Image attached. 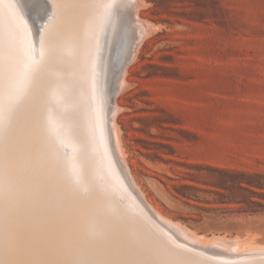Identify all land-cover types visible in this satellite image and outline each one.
Wrapping results in <instances>:
<instances>
[{
  "label": "rangeland",
  "instance_id": "1",
  "mask_svg": "<svg viewBox=\"0 0 264 264\" xmlns=\"http://www.w3.org/2000/svg\"><path fill=\"white\" fill-rule=\"evenodd\" d=\"M98 3L96 11L101 8ZM137 3L136 10L129 8L131 12L127 10L129 6L120 3L115 6L111 3L110 8L99 10L101 21L96 37L99 47L90 48L98 57L94 63H87L89 67L94 65L88 71L92 70L95 77L103 61L108 34L119 20L138 16L143 22L154 23L155 28L150 30L152 25L145 22L149 31L140 40L116 97L119 109L115 121L124 161L132 178L145 198L163 216L176 224L179 222L177 225L184 230L207 237L212 233L225 234L230 240L254 234V240L264 245V0H139ZM66 45L61 46V59L71 51L69 44ZM64 49H70L69 53ZM61 59L62 63L64 59ZM49 62L44 64L47 71L41 72L46 76L40 74L35 81L39 85L34 83L35 86L31 77L36 63L27 61L15 65L6 78L5 92L0 93L4 97L0 106V194L1 187L5 190L0 208V234L9 246H0V255L6 257L0 256V264L8 261L14 248H17L15 257L12 259L11 255L6 264H28L27 261L34 264V259L40 257L38 249L43 246V238L54 247L62 245V241L64 245L77 248L80 264H124L91 227L93 214L109 201L102 200L99 188L96 185L93 188L91 178L82 175L76 150L78 143L71 138V123L81 109L77 106L89 107L90 111L83 109L84 113L88 112L84 114L87 119L82 120V127L91 129L93 122L89 119L95 117L100 128L102 117L106 119V97L98 101L88 92L77 96L72 89L76 82L68 81L67 85L59 75L66 71V64ZM29 66L33 71L31 77H26L25 69ZM55 68L65 69L61 73ZM48 70L54 74L49 75ZM90 83L86 84L88 89H91ZM42 84L48 91L40 86ZM36 87L46 92L43 94L40 90V95ZM99 102L101 113L97 112ZM37 107L42 112L33 111ZM73 107L77 110H72ZM70 110L75 112L68 118L69 122L62 120V113ZM35 122L39 127L33 125ZM36 129H40L39 134ZM96 142L100 147L99 158L106 167L104 139L98 136ZM55 149L68 159L65 167L53 162L51 153ZM104 173H97L99 176L95 173L94 184L105 181ZM240 180L243 187L238 185ZM88 196H92L91 200L82 201ZM27 198L49 215L48 223L56 219L53 223L59 227L54 229L53 223L47 225L46 220L43 224L46 229L40 227L46 235L38 231L30 217L38 209L33 207L28 211ZM116 199L122 204L126 201L121 196ZM143 213L140 215L150 224L141 222L139 215L138 220H132V225L140 226L144 241H149L160 255L170 258L172 264H264V248L251 247L249 252L245 249L229 254L193 244L170 231L156 216L151 218ZM27 224L34 233L27 229ZM57 228L58 234L55 233ZM52 229L54 233L50 232ZM50 233L61 236L59 241ZM38 237H42L40 247ZM19 239L23 240L19 242ZM140 262L151 264L145 256H141Z\"/></svg>",
  "mask_w": 264,
  "mask_h": 264
},
{
  "label": "bare ground",
  "instance_id": "2",
  "mask_svg": "<svg viewBox=\"0 0 264 264\" xmlns=\"http://www.w3.org/2000/svg\"><path fill=\"white\" fill-rule=\"evenodd\" d=\"M96 1H97V3L98 2L101 3V8H97L98 11L100 9H102V11H103L104 9H106L105 6L111 7V3H114V6H115V3H120L122 5L129 6L127 10H129V8L130 9L133 8L136 10V8L138 7L137 2L139 0L138 1L137 0H67V2L70 5H76V6H69V7H66V8L59 10L56 14V18L52 21H49L46 25H44L43 30H41V26L44 24V17L42 15V13L39 12V8L42 5L43 0H40L39 4L36 3L35 0H0V70H2V79H0V93L5 92V91L3 92V90L5 88V81H6V78L8 77V75L10 74V70L13 69L14 66L17 64L20 65V64L26 63L27 61H32L31 52H32L33 46L36 47L37 52H39L41 46H43L45 49V54H44L43 58L41 59V61L39 63H36V66H33L34 75L32 77H34V79L32 78L31 82H33V85H34V83H36L35 82L36 79L39 80L40 74L42 75V73H43L42 71H44L45 68L48 69L47 67L44 68V64L47 61H50V62L52 61L53 64L56 62H59V60L61 59L60 57L62 56L60 54V53H62V51H61L62 47L61 46H63V44L66 42L67 45L69 44L71 51H70V49H67V50L64 49V51H66V53L68 50L70 51V53L68 52L69 55L65 56L66 55L65 54L64 55L65 58L61 59V60L64 59L63 62L66 64V69L64 68L66 70L65 71L66 73L63 72V74L65 73L64 76H63V74L58 73L61 76V78L63 77V79H62L63 82H65L66 84L68 83V81L69 82L70 81L76 82V84H74L72 89L74 90L75 93H77V96L80 94H85L88 92V93H90V97H92L91 95H95V97H97V100L99 99L98 101H100L102 99V97H106V100H107L106 109L107 110L105 111L106 113L104 112V114H106V119H103V117H102V119H101L102 123L100 125L101 126L100 128L98 126L99 122L96 123L95 117H93L92 119H89V120H92V122H93L91 129L88 128V126H87V129H89V130L82 127V120L84 122V120L86 121V119H87L84 114H86L89 111L88 110L89 107L87 109L83 108L85 106H83V107L80 105L77 106V107L81 108L80 112H79L80 114H78L77 117L75 116L76 118L74 119L73 122L71 121L72 123L70 122L73 125L71 127L73 130V134H71V136H72L71 138H72V140H74L78 143V144H76V145H78L76 150L78 152V156H79L78 158L81 160L80 165H81L82 175L84 177L89 176L91 178L90 183H92L93 188H95L94 187L95 185L99 188V193L101 195V199L109 201L108 205L105 204L106 206L103 205L104 204V202H103V204H102L103 206H100L92 216L93 220L90 224H91V227L93 228L95 234H98L99 237L103 238L104 241H106V239L112 234L113 231H119V233L122 237L134 239L138 242H143L144 240H146V238L144 236L142 237V235L140 233V228H139L140 226L132 225V220L133 219L138 220L141 217V222H144V224L149 225L150 224L149 220L146 219L144 216L140 215V213L144 212L143 214L148 215L151 218L157 217L163 224H165L170 229V231H173L174 233L175 232L178 233L179 235L183 236V238L185 237L186 239H188V241L190 240V243L193 242V244L213 247V248H215V250L219 249L223 252H229V254L230 253L235 254V253L241 252L245 249L248 251V249H250L251 247H257V249H258V247L264 248V245L257 243L258 241L256 242L254 240L255 239L254 234H250V235L248 234L243 239L239 238V240H238V237L237 238L235 237L234 239L230 240L229 236H228V238L224 236L225 234L224 235L223 234L222 235H218V234L214 235L215 233L214 234L212 233L211 236L207 237V236H204L202 234L197 235V234H195L197 232L194 233L191 230H184L182 228L183 227L182 224H180L182 226V227H180L179 225H177L179 222L176 224V223H174L175 221L173 222L172 220H170L171 218L170 219L166 218V215L163 216L145 198L144 194L142 193V190H140V188L138 187V185L136 184V182L132 178V176L129 172V168L125 164V161H124V155L125 154H123V151H122L123 148L121 147V140H120V136H119L120 132H118L119 131L118 127H117L118 125L116 124V121H115V115H116V112H118L119 105H118L116 98L114 100V103H111V101L109 100V98L107 96V91L109 89L110 83H112L113 79H115L114 77L117 76L116 80H117V95H118L120 89L122 88V86L124 84V81H125L124 77H125V74H126L127 68H128V65H127L122 70L120 75H117V74L115 75L114 64L112 62L111 52H110L113 40L115 41L119 38V36H121V28L124 27L127 30L128 34H127L126 39L124 41L123 51H124V53L131 55V58H130V61H131L132 58L134 57L136 51H137L140 40L149 31V28L147 27L148 25L146 26V23H145V22L148 23L149 20L148 21L145 20V22H143V21L139 20L141 18H139L138 16L135 15L136 16L135 18L125 19V20L121 19L116 23L114 29L108 34L107 45L103 46V48H104L103 61L99 66L98 74H96L94 77L92 74L93 73L92 70H91V72H90V70L88 71V68H93L94 65H92V67H89V65L87 63H89V62L94 63V61L97 60V57H98L96 55V53H97L96 51L90 52V48H98L99 47V43L97 42L96 37L99 33V30H98L99 27L98 26L100 25L99 21H101V20H100V16H98L100 11L99 12L96 11V8H95V5L97 4ZM49 2H51V0H49ZM85 4L89 5V7H87V8L80 7V5H85ZM114 6H112V7H114ZM110 7H108V8H110ZM122 7H124L125 9L127 8L125 6H122ZM128 12H131V11L129 10ZM150 23H152V22H149L148 24H150ZM153 24H150V25H152L150 27L151 28L150 30H153L152 28H155L153 26ZM100 47H102V45H100ZM65 48H67V47H65ZM130 61H129V63H130ZM50 62H49V64H50ZM60 63H61V61L59 62V65H60ZM62 63H61V65H64V63L63 64ZM53 64H51V65L53 66ZM56 65H58V64H56ZM50 67H49V69H50ZM58 67L59 66H57V68ZM52 68H54V67H52ZM60 68L58 70H61ZM55 69H54V71L57 70V69L56 70ZM64 69H62L60 72L62 73V71ZM51 70L53 71V69H51ZM45 71H47V70H45ZM45 71H44V73H45ZM48 71L49 72H46V73H48V74L52 73V75L54 74L53 72H50V70H48ZM42 76H44V75H42ZM55 76H56L55 77V79H56L57 75H55ZM51 77L53 78V76H51ZM52 78H50V79H52ZM58 80L59 79L57 78V81ZM51 81L52 80H50L49 82L51 83ZM89 82H92V84L90 83L91 89H88L89 87H87L88 85H86V84H89ZM46 84L47 83H45V86H46ZM37 85H39V84H37ZM51 85H52V83H51ZM60 85H62V84H60ZM85 85H86V87H85ZM30 86H31V84H30ZM40 86L43 89L46 88V87L45 88L43 87V84ZM65 87H66V85H65ZM42 88L38 89L39 90L38 91V90H36L37 89V87H36L35 91H37V93L40 92V95H41L40 90H43ZM46 89H48V88H46ZM31 90H34V88ZM46 91H48V90H46ZM46 91L43 90L42 93L44 94V92H46ZM89 91H91V92H89ZM30 92H29V94H30ZM55 92L58 93V91H55ZM63 92L65 93L64 90H63ZM91 93H93V94H91ZM31 95H30V97H31ZM35 95L36 94H34V96ZM40 95H37L36 97L38 99H40L39 98ZM63 95L65 96V94H62V96ZM117 95H116V97H117ZM43 96H46V94ZM88 96H89V94H88ZM82 97H83V95H82ZM33 98H35V97H33ZM41 98L44 99V97H42V96H41ZM92 98H91V100H92ZM36 99H35V101H36ZM63 99H64V97H63ZM31 100H33V99H31ZM74 101L76 104V100H74ZM33 102H34V100L32 101V103ZM40 102H43V101L41 100ZM34 104H33V106H34ZM42 104L40 105V108H41ZM87 104L90 105L89 102ZM92 104L93 103H91V107H92ZM111 104L113 106H111V108H108V107H110ZM70 105H72V104H70ZM76 105H78V101H77ZM88 105H86V107ZM38 107H39V105H38ZM40 108H38L37 110H33V111H37L39 113L40 111H38V110H41ZM73 108L74 109H72V108L71 109L75 110V107H73ZM83 109L88 110V111L86 113H84L85 110H83ZM27 110H28V108H27ZM75 111H73V112H75ZM101 111H102V105L99 102L97 112L101 113ZM41 112H42V110H41ZM71 112H72L71 110H70V112H68V111L63 112L61 119L69 122L70 115L74 114L73 112L72 113ZM36 114L37 113L34 112V116L36 117L35 119H38L37 118L38 116H36ZM41 115H42V113H41ZM87 117H90L89 114ZM39 118H41V117H39ZM42 118H43V116H42ZM35 119H34V121H36ZM71 119H73V118H71ZM97 119H98L97 121H99L98 116H97ZM36 123H37V125H36ZM33 125L38 126V122H35V124H33ZM22 126H23V124H22ZM83 126H84V124H83ZM85 126H86V124H85ZM38 127H35V128H38ZM28 128H29V126H28ZM39 130L40 129H38L37 130L38 132L36 131V133L39 134ZM58 130H59V128H58ZM40 136H41V134H40ZM98 136H101L104 139V147H105V152H106L105 153V157H106L105 162H107L106 167H104L103 163L101 162V160L99 158L100 147H99V144H97V142H96ZM29 137H31V136H29ZM49 139H51L50 136H49ZM38 143H39V141H38ZM38 143H37V145H38ZM40 144H41V142H40ZM49 147H51V145ZM50 150L52 151V149H50ZM45 153H47V152H45ZM51 157H52L53 162L60 167H65L66 163L68 162L67 161L68 159L63 158L61 156L60 151L58 149L53 150V152L51 153ZM8 165H9V163H8ZM122 166L125 170V173L122 169ZM101 171H102V173L103 172L106 173L105 181L103 183L99 182L101 184H99V183L96 184V182L94 184L95 178L93 179V176L95 175V173L97 174V173H100ZM122 175L124 177L126 176L128 183L130 182V184L132 185V188L135 189L138 192V195L145 200V203H142L141 199L134 194V192L132 191V189L130 187H128V184H126V181ZM97 176H99V175L97 174ZM1 189H3V190H2V194H0V208L3 205V201H4L3 192L5 191L4 188L1 187ZM0 192H1V190H0ZM117 196L123 197L126 200L125 203L122 204V203L118 202V200L116 199ZM91 198H92V196L83 197L82 201L88 202V200H91ZM27 199H25V202H26V205L28 206V208H30V210H28V211H31V209L33 207L35 210L38 209L37 211L34 212V214L31 213L30 217H32V219H34V220H32L33 222L31 221V223L35 225V228L38 227L37 229L39 231L40 227L41 226L43 227L45 225V222L48 219L47 217L49 215L45 214V211L42 208H39L34 203H32V201H30L29 199L27 200ZM132 201H133V203H132ZM13 202H16V200H13ZM23 216L25 218H27V217L29 218L28 214H24ZM50 216H51V214H50ZM136 216H139V218ZM89 217L91 218V216H89ZM52 218H53V216H52ZM36 220H38V221H36ZM54 220L56 221V219H52V221H50V223L55 222ZM46 223H47V225L50 224V223H48V220ZM55 223L52 224L53 225L52 227L53 228L59 227L57 225L55 226L54 225ZM4 225H5V223L3 224V226ZM28 228L30 229L32 227L29 226V227H27V229ZM43 228H45V227H43ZM43 228H41V229L44 230ZM184 228H186V227H184ZM25 229H24V232H25ZM42 230H41V232H43ZM57 230H58V228L55 230L56 231L55 232L52 229L50 232L53 231V233L55 232L58 234ZM31 231H33V229L32 230L30 229V232ZM34 231H33V233H34ZM90 231H92V230H90ZM13 232H14V235L17 234V233H15L16 232L15 230ZM19 232H21V231H19ZM27 232H29V231H27ZM40 235H42V234H40ZM43 235H46V233L43 232ZM51 235L57 236L58 237V238H56V239H58L57 241H59V238L61 237V236H58L56 234L50 233V236ZM59 235H60V233H59ZM16 236H17V238H16ZM16 236H13V237L18 239L20 234H19V236L18 235H16ZM27 236H29V234ZM33 236H31L32 239H33ZM35 236L34 237L37 238L38 235L35 234ZM26 238H28V237H26ZM38 238L40 239L42 237H38ZM231 238H233V237H231ZM11 239L13 240L12 237H11ZM20 239H19V242H21L24 239V237L22 240H20ZM39 239L37 240L38 241L37 245H39V247H40L41 239L40 240ZM43 239H44V241H43ZM43 239H42L43 246H41V248L38 249L40 257H37L34 255L35 258L37 257L36 259H34V261H35L34 264H80L78 260H80L81 257L78 256L79 254H78L77 248H74V247L68 246V245H64L62 243V241H61V243L57 242V243H60L62 245H60L58 247L57 246L54 247L51 244V242L49 243V240H47L45 238H43ZM29 240H30V238H29ZM77 240H78V238H77ZM14 241H15V239H14ZM30 241H32V240H30ZM33 241H34V243H32V244H35V240H33ZM17 242H18V240H17ZM19 242H18V244H19ZM146 242L148 244V248L151 251V255L145 256V258L147 259L148 262H150L151 264H172V261L170 258H167V257L160 255L154 247L150 246L149 241H146ZM9 243H11V242H9ZM12 243H14V242H12ZM54 243H55V241H54ZM1 245H4V248L6 247V245L8 246V241L5 240V238L2 234H0V246ZM27 245L30 246L31 244H27ZM31 246H33V245H31ZM11 247L9 248V250L11 249ZM37 248H38V246H37ZM110 248L114 251L116 256H118L121 260H123L124 264H141V262H140L141 256L130 254L129 252H127L126 250H123V249H118V248H113V247H110ZM14 249H15L14 251L12 250L14 252L13 255L15 254L17 248H14ZM33 250L34 249H32V251ZM17 251H19V250H17ZM24 251H26V250H24ZM2 252H4V250ZM209 252H212V251H209ZM10 253H12V252L10 251ZM10 253H9V255H10ZM30 253H31V251H30ZM33 254H38V253H33ZM33 254L31 255L32 257H34ZM115 254H113V255H115ZM2 255H3V253H2ZM11 255H10V258L8 259V261L11 259ZM13 255H12V259H13V257H15V255L14 256ZM4 256L5 255H3V257ZM25 256H28V255H26V253H25ZM216 256H218V255H216ZM8 257L9 256H7V258ZM32 257L30 258L29 261L32 260ZM78 257L80 259H78ZM258 258H260V257H258ZM3 259H6V257ZM26 260H27V258H26ZM8 261H6V263ZM229 261H230V259H229ZM248 262L249 261H247V263ZM6 263H4V264H6ZM27 263L29 264L28 261H27ZM32 263H33V261H32ZM9 264H10V262H9Z\"/></svg>",
  "mask_w": 264,
  "mask_h": 264
},
{
  "label": "snow or ice",
  "instance_id": "3",
  "mask_svg": "<svg viewBox=\"0 0 264 264\" xmlns=\"http://www.w3.org/2000/svg\"><path fill=\"white\" fill-rule=\"evenodd\" d=\"M36 3H40V0H35ZM76 6L70 5L67 0H43L42 5L39 8V12L42 13L44 17V24L41 26V30H43V26L46 25L49 21H52L56 18V14L59 10L69 7ZM80 7H89V5H80ZM110 7V6H105ZM45 54V49L43 46L40 47L39 52L36 51V47L33 46L31 52V58L33 64L39 62ZM33 69L31 66L25 69L26 77H30ZM34 79V77H31ZM0 79H2V70H0ZM3 104V96L0 94V106ZM9 110L11 109V104L9 103ZM2 115V113H0ZM106 244L113 248L123 249L129 252L130 254L139 255V256H149L151 255V251L148 248V244L146 241L138 242L134 239H129L122 237L119 231H113L112 234L106 239Z\"/></svg>",
  "mask_w": 264,
  "mask_h": 264
},
{
  "label": "water",
  "instance_id": "4",
  "mask_svg": "<svg viewBox=\"0 0 264 264\" xmlns=\"http://www.w3.org/2000/svg\"><path fill=\"white\" fill-rule=\"evenodd\" d=\"M127 34H128L127 30L124 27L121 28V36H119L117 40L115 41L113 40L112 45H111L110 52H111V59L114 64L115 75L121 74L122 70L128 65L130 58H131L130 54H126L123 51L124 41L126 39ZM114 78L115 79H113L112 83H110L109 89L107 91V96L109 100L111 101V103H114V100L117 95V80H116L117 76H115ZM111 106L113 105L111 104L110 107L108 108H111ZM122 169L125 173L123 166H122ZM123 178L125 179L126 184H128V187L132 189L134 194L141 199L142 203H145V200L138 195V192L135 189L132 188V185L130 184V182L128 183L126 176L125 177L123 176Z\"/></svg>",
  "mask_w": 264,
  "mask_h": 264
},
{
  "label": "trees",
  "instance_id": "5",
  "mask_svg": "<svg viewBox=\"0 0 264 264\" xmlns=\"http://www.w3.org/2000/svg\"><path fill=\"white\" fill-rule=\"evenodd\" d=\"M241 182H242L241 180H240V181H238V185H239V186H242V185H241ZM242 187H243V186H242Z\"/></svg>",
  "mask_w": 264,
  "mask_h": 264
}]
</instances>
